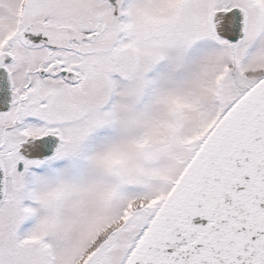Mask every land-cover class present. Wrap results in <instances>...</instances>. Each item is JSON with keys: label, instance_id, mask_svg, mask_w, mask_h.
<instances>
[{"label": "snow or ice", "instance_id": "6c2138e0", "mask_svg": "<svg viewBox=\"0 0 264 264\" xmlns=\"http://www.w3.org/2000/svg\"><path fill=\"white\" fill-rule=\"evenodd\" d=\"M0 264H264V0H0Z\"/></svg>", "mask_w": 264, "mask_h": 264}]
</instances>
